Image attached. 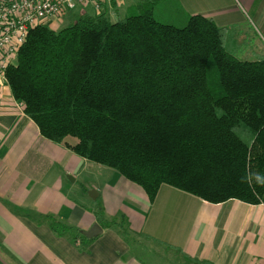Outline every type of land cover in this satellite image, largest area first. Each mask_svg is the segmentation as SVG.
Listing matches in <instances>:
<instances>
[{
    "label": "trees",
    "instance_id": "obj_1",
    "mask_svg": "<svg viewBox=\"0 0 264 264\" xmlns=\"http://www.w3.org/2000/svg\"><path fill=\"white\" fill-rule=\"evenodd\" d=\"M144 1L117 21L81 12L61 29L32 28L5 71L11 95L43 137L150 201L167 184L212 203L264 204V47L242 33L233 43L231 26L201 14L166 23ZM29 215L81 250L94 239ZM100 223L130 234L121 215Z\"/></svg>",
    "mask_w": 264,
    "mask_h": 264
},
{
    "label": "crops",
    "instance_id": "obj_2",
    "mask_svg": "<svg viewBox=\"0 0 264 264\" xmlns=\"http://www.w3.org/2000/svg\"><path fill=\"white\" fill-rule=\"evenodd\" d=\"M172 3L184 22L201 14L231 26L246 13L264 36V0ZM2 90L0 264H264L263 203H212L167 184L150 201L114 169L43 137L9 87ZM29 213L54 215L80 231L98 223L102 232L81 250ZM119 215L129 235L100 223Z\"/></svg>",
    "mask_w": 264,
    "mask_h": 264
},
{
    "label": "built area",
    "instance_id": "obj_3",
    "mask_svg": "<svg viewBox=\"0 0 264 264\" xmlns=\"http://www.w3.org/2000/svg\"><path fill=\"white\" fill-rule=\"evenodd\" d=\"M113 4L111 0H0V95L3 87L8 86L6 68L16 62L32 28L76 8L85 10L90 6L99 14L113 8Z\"/></svg>",
    "mask_w": 264,
    "mask_h": 264
},
{
    "label": "rangeland",
    "instance_id": "obj_4",
    "mask_svg": "<svg viewBox=\"0 0 264 264\" xmlns=\"http://www.w3.org/2000/svg\"><path fill=\"white\" fill-rule=\"evenodd\" d=\"M141 1L143 0H111V5L114 3V6H119L118 13H115V11L105 10L107 14L110 15V18L112 21H117L121 18H123L126 14H133L138 12V7L141 5ZM173 0H155L153 5V15L166 23H171L177 26H183L186 22H184L182 19H178L176 17L175 8H178V5L172 3ZM115 2H119V5H116ZM146 2V0L144 1ZM143 2V3H144ZM123 3V4H122ZM82 12H87L89 14H94L93 9L89 6L85 8V10L76 8L72 11L67 12L66 14L62 16L55 17L51 22H49L47 25L54 28V29H61L65 26H67L69 23L73 22L75 19L79 17V15ZM250 15V14H249ZM231 29L233 30V36L231 38V41L233 43H236V40L239 38V33L246 35L247 38L250 39V41L259 49L264 47V36H261L258 31L256 30V27L253 26L251 19L247 16L245 13L244 18L242 20H239L235 22L233 25H231ZM241 37L240 39H242ZM246 54H239L237 57L239 59L244 58L243 56ZM251 59V58H247ZM1 96V95H0Z\"/></svg>",
    "mask_w": 264,
    "mask_h": 264
},
{
    "label": "water",
    "instance_id": "obj_5",
    "mask_svg": "<svg viewBox=\"0 0 264 264\" xmlns=\"http://www.w3.org/2000/svg\"><path fill=\"white\" fill-rule=\"evenodd\" d=\"M90 193L91 192L89 191V194ZM101 232H102V227L98 223H94L89 229L83 230L82 234L87 238H92L99 235Z\"/></svg>",
    "mask_w": 264,
    "mask_h": 264
}]
</instances>
